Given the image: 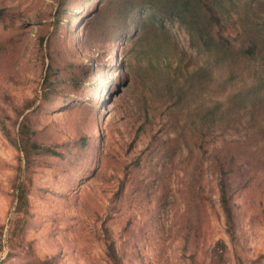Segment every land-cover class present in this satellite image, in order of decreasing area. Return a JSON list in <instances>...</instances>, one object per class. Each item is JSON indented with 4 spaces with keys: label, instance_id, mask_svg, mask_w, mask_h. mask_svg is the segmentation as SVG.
<instances>
[{
    "label": "rangeland",
    "instance_id": "1",
    "mask_svg": "<svg viewBox=\"0 0 264 264\" xmlns=\"http://www.w3.org/2000/svg\"><path fill=\"white\" fill-rule=\"evenodd\" d=\"M151 1L0 0V264H264V0H215L233 63Z\"/></svg>",
    "mask_w": 264,
    "mask_h": 264
},
{
    "label": "trees",
    "instance_id": "2",
    "mask_svg": "<svg viewBox=\"0 0 264 264\" xmlns=\"http://www.w3.org/2000/svg\"><path fill=\"white\" fill-rule=\"evenodd\" d=\"M124 0H118L117 4H120ZM151 7H158L162 11H165L172 18L178 20L180 23L184 24L187 29V33L190 38V44L199 51H202L213 58L216 62H235L237 53L246 57H254L259 50V45L254 39H245L239 44H234L229 41L221 31L220 15L219 10L215 7V0H155V2H149ZM136 6H130L125 14H130L135 10ZM160 41V40H157ZM153 52L156 49L153 46L147 47L143 52L147 56L146 69L147 67L151 71L155 69L153 73L155 75L151 76V80L146 82L148 90L145 92L141 101L145 108L152 106V104L159 103L163 105L167 102L176 103L182 98V87H176L171 89V84L166 86L164 84L168 83L169 67L152 66L153 62ZM213 109H206L199 115L200 123L203 127H207L210 124L216 123V118L213 115ZM147 111V110H146ZM219 119L223 117V113H219ZM23 130H25V124H22ZM20 147L25 150V155L28 156V146L29 143L27 139H20ZM221 188V202L223 207L228 211L227 199L224 193L223 184L220 185ZM17 189V187H15ZM18 205H26V193L24 187L18 188V193L16 194Z\"/></svg>",
    "mask_w": 264,
    "mask_h": 264
}]
</instances>
